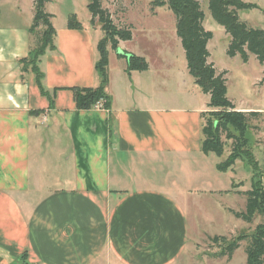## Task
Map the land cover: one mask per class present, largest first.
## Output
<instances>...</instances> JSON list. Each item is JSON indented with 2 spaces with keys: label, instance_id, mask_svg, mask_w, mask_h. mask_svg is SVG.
Listing matches in <instances>:
<instances>
[{
  "label": "crops",
  "instance_id": "obj_1",
  "mask_svg": "<svg viewBox=\"0 0 264 264\" xmlns=\"http://www.w3.org/2000/svg\"><path fill=\"white\" fill-rule=\"evenodd\" d=\"M30 1L0 0V264H183L194 239L182 198L227 193L203 162L208 110L167 104L135 71L117 93L108 76V110H77L66 89L98 86L100 39L66 26L38 62L43 90L60 89L50 101L20 64L35 42Z\"/></svg>",
  "mask_w": 264,
  "mask_h": 264
},
{
  "label": "rangeland",
  "instance_id": "obj_2",
  "mask_svg": "<svg viewBox=\"0 0 264 264\" xmlns=\"http://www.w3.org/2000/svg\"><path fill=\"white\" fill-rule=\"evenodd\" d=\"M152 1L103 0L101 3L102 8L109 12L112 22L118 28L128 27L131 32V40L123 42L117 50L114 51L110 44L107 45V74L111 78L114 91L116 93L120 91L122 80L128 88L131 86L130 72L126 71V60L118 58V55H125L124 52H127L144 58L150 67L145 73L136 72L132 75V80L139 89H149L147 92L151 95L157 91L164 96L167 104L173 103L172 96H175L180 100V107L190 112L195 109L208 110L209 96L200 92L187 72L184 50L176 36L175 16L166 6L153 7ZM196 1L199 2L200 10L204 15L202 26L205 31L212 34V38L207 43L208 62L213 64L217 74L225 73L228 101L236 110L258 113L257 116L248 118L249 128L246 136L251 143L254 160L262 167L264 165V82H262L264 67L253 54L248 52L246 62H243L239 55L230 58L227 55L229 36L211 18L207 0ZM241 1L254 4L257 9L239 11L240 21L249 28L264 31V0ZM21 2L26 3L21 6L22 8L28 9L31 5L30 0H21ZM88 2V0H47L44 11L51 16L50 22L54 30L67 26L68 21L73 20L87 29L94 40L97 38L101 40L104 33L97 19L91 22ZM12 5L9 3L7 6ZM5 11L6 7L2 9L3 13ZM97 53L95 51L96 58ZM90 69L93 77H96L94 67ZM87 72H89L88 68ZM202 124L203 120L200 117L198 126L201 128ZM42 129L46 132V128ZM199 133L201 136V131ZM46 136L50 145H54L55 138L51 134ZM202 155L197 157L200 160L204 159ZM227 156L228 150L225 147L221 157L210 154L203 162L209 166L211 163L219 164ZM246 167L242 162L236 161L232 168L221 172L216 169L217 172L214 168V173L219 175L216 177L221 181L218 182L220 190L227 193L210 194L198 190L192 196L182 198L189 219L190 237L194 239L186 250L183 264L246 263V242H242L231 258L227 259L216 257L220 248L211 240L218 236L230 239L241 232L250 233L261 222L259 215H255L252 223H245L230 213L231 209L238 212L245 210L246 198L236 194L235 191L245 192L250 189V173ZM202 184L197 185L200 187Z\"/></svg>",
  "mask_w": 264,
  "mask_h": 264
},
{
  "label": "trees",
  "instance_id": "obj_3",
  "mask_svg": "<svg viewBox=\"0 0 264 264\" xmlns=\"http://www.w3.org/2000/svg\"><path fill=\"white\" fill-rule=\"evenodd\" d=\"M47 0H33V20L28 30L35 35V42L28 52V56L20 61L22 68H31L35 83L40 93L51 101L55 92L48 95L42 88V73L38 68L39 58L46 50H54L53 38L55 30L50 22V15L44 11ZM88 12L91 22L98 20L103 38L98 42L96 49L98 60L94 69L99 78V84L94 88H67L73 93L75 107L80 111H87L101 103L102 108H110V97L105 89L108 85V53L107 45L115 51L120 41L131 40L128 27L118 28L111 19L109 12L103 9V0H88ZM152 6L164 7L175 16L176 36L179 38L184 50L187 71L193 78L194 84L200 92L209 96L208 111L201 113L203 120L201 127V151L221 157L225 147L228 150L226 159L216 166L221 172L232 168L236 161H240L249 170L250 189L242 192L246 198L245 210L230 213L238 220L252 223L255 215L261 216V222L250 232H241L233 238L222 236L212 238V242L219 246L217 258L230 259L234 251L242 242H246L245 264H264V165L259 166L254 160L251 143L246 134L248 131V118L257 116L256 112H243L236 110L226 97L224 74H217L213 64L208 62L209 53L207 43L212 34L202 26L204 15L196 0H153ZM207 8L213 21L229 36L227 55L232 58L239 55L243 62L247 61V52L253 54L264 67V31L249 28L240 21L238 12L257 9L254 4L244 3L241 0H207ZM69 30H81L79 23L69 20L66 26ZM39 30V31H38ZM40 33V34H39ZM118 58L126 60V71L144 72L148 64L142 57L125 53ZM264 82V77L262 79Z\"/></svg>",
  "mask_w": 264,
  "mask_h": 264
},
{
  "label": "built area",
  "instance_id": "obj_4",
  "mask_svg": "<svg viewBox=\"0 0 264 264\" xmlns=\"http://www.w3.org/2000/svg\"><path fill=\"white\" fill-rule=\"evenodd\" d=\"M101 107H102L101 103H97L94 108H101Z\"/></svg>",
  "mask_w": 264,
  "mask_h": 264
}]
</instances>
